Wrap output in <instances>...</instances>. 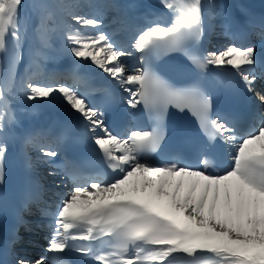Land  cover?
Listing matches in <instances>:
<instances>
[{"label":"snow or ice","instance_id":"6c2138e0","mask_svg":"<svg viewBox=\"0 0 264 264\" xmlns=\"http://www.w3.org/2000/svg\"><path fill=\"white\" fill-rule=\"evenodd\" d=\"M21 5L22 0H0V68L7 66L0 73V181L8 137L19 122L17 100L58 102L89 134L96 157L111 175L107 179L84 175L75 162L58 163L66 132L27 133L24 144L38 163L48 166L53 184L59 188L67 187L68 179L73 183L51 211L42 206V186L29 192L22 210L35 206L50 217L46 225L38 223L49 229L47 244L38 258H27L15 249L20 237L14 232L12 258L0 264H67L69 253L84 257L80 264H264V55L255 44L236 43L238 36L219 50L201 48L209 35L205 10L222 5L213 0H159L170 20L149 19L131 33L126 45L103 31L104 21L94 15L69 10L58 25L49 27L52 7L72 6L37 5L38 47L35 59L20 75L17 65L25 38ZM251 35L264 47V21ZM54 38L73 58L72 67L53 75L51 83L41 82L35 77L46 61L55 58L49 52ZM133 56L137 63L130 66L124 58ZM164 56L176 61L169 71H180L183 65L203 73L210 67L231 77L249 100L255 97L259 102V126L240 135L229 119L213 116L212 96L198 81L177 84L152 69V60ZM85 65L99 70L107 84L126 94L122 99L128 109L143 106L152 127L115 133L101 106L90 103L77 87L61 82L71 78L80 83L76 69ZM170 108L191 112L199 123L204 139L195 144V166L186 162L181 146L165 151L164 117ZM217 148L227 152L228 160L214 174L210 169L218 168ZM160 154L164 158L154 163V155ZM18 221L24 223L23 217Z\"/></svg>","mask_w":264,"mask_h":264},{"label":"bare ground","instance_id":"6f19581e","mask_svg":"<svg viewBox=\"0 0 264 264\" xmlns=\"http://www.w3.org/2000/svg\"><path fill=\"white\" fill-rule=\"evenodd\" d=\"M79 1L83 2L85 5L83 6ZM215 1L216 0H213V2ZM64 5L72 6L70 9L64 8L65 14H67L69 10L73 13L78 14L79 11L85 10L88 12V15H94L102 19L103 17L107 16L109 12L114 13L116 17L112 16V18L108 20L111 22V24L104 30L110 36H113V38L118 42L125 45L128 43L131 37V33L139 28L146 26L149 19L160 17L164 21L170 20V16L166 13V11L161 9L159 0H76L74 2L69 1L68 4L64 3ZM78 6L79 9L78 11H76ZM244 6H246L247 8ZM222 7L223 11L221 12H218V9L212 11H209L207 9L205 10V27L209 29V35L219 32L223 37V41L214 45H210L208 42L209 35H207L203 42V49L205 51H215L224 48L225 43L228 44L233 41L230 34L231 31L239 32L240 28L243 27L242 29L245 30L247 37L251 39V43L256 45L257 52H263L264 47H262L259 39H257L258 37L255 35H251V33L259 31L256 28V25H259L261 21H264V15H256V11L264 9V0H224V4ZM253 11L255 12V14ZM212 12L218 14H212ZM217 15L219 17L218 19H216ZM254 15L257 16V18H254ZM235 16L245 18L244 25H242L241 27L239 26L240 28L233 22ZM222 25H224V27H222ZM61 50L63 52H61L62 54H52L55 58L46 61L41 66L42 69L38 70V72H41L43 75V77L41 78V82H52L51 77L53 75L65 73L72 67L73 58L69 53H66L63 50L62 46ZM59 60L66 61L64 64H61L59 63ZM126 62L130 66L136 64L135 60ZM27 68L28 66H26L22 70L23 74L25 73V70ZM6 71V65L0 68V73ZM76 72L81 79L80 83L74 82L71 78L67 79L66 81L62 80L61 82H66L72 87H77L79 91L88 99L91 95H93L91 91H94L95 85L100 86L102 87L101 92H113L122 107L131 112V109L127 108L122 99V97H124L126 94L118 88H114L111 85L107 84V82L103 78V74L100 73L99 70H91L87 65H85L84 68L77 67ZM36 78L37 77H35V79ZM89 81H92V85H89ZM87 89L89 91H87ZM257 91H260L259 84L257 85ZM99 92L100 91H98L97 93ZM252 101H255V97L252 98ZM89 102L95 105V103L91 100H89ZM258 103V101H255V104L258 105ZM14 108L16 110V115L19 122L14 131L9 135L7 141L8 153L4 161L3 179L2 181H0V193L2 195L5 194L4 191L9 186L10 176H15L18 180L29 182L34 180H43L45 183H47V185L52 182V178L47 176L46 171L48 166L43 165L42 169H37V166L40 163L36 161L35 153L32 151V149L24 144V136L27 133L33 131L50 132L47 130V125L52 122L54 117H62L63 119L72 122L69 119L68 113L63 111L58 102L49 103L42 100L27 102L17 100L14 104ZM260 123L261 121L259 120L257 115V120L254 124L253 129L255 127H258ZM73 125L75 126L77 132L80 130L79 132L83 136L84 141L87 142L91 147H93L90 140L88 139L89 134L85 133L81 128H79L78 125L74 123ZM222 154L227 162L228 154L223 148ZM29 164H31V166H29ZM70 181L71 179L65 181V184L69 189V186H72L73 183H71ZM62 187L65 186L63 185ZM57 191L58 190L56 188L49 189L47 191L49 196L46 195L48 202L47 204H43L42 206L48 208L50 204L54 203L55 198H52L50 195L55 194ZM48 210L51 211L52 208H48ZM32 212V214L30 212V214L25 217L26 220L30 222L26 226V228L30 230L32 234L22 233L21 237L23 241L30 244H28L29 248L27 247L29 249L28 251L20 253L27 258L33 257L31 256L32 254H42L41 252L35 251L38 248L34 247V244H36L38 239H41L43 240L44 245H46L47 240L45 239V236L49 232V229L47 227H38V223L46 225L50 217L42 216L41 213L36 209ZM17 248H20V246Z\"/></svg>","mask_w":264,"mask_h":264},{"label":"rangeland","instance_id":"374dc122","mask_svg":"<svg viewBox=\"0 0 264 264\" xmlns=\"http://www.w3.org/2000/svg\"><path fill=\"white\" fill-rule=\"evenodd\" d=\"M69 1L74 2L76 0H22V5H21V8H20L19 20H20L21 30H22V33L24 34L25 38L22 40L21 46H20L21 50H22V60L17 65V72L19 74L22 75L23 74L22 70L26 66L29 67V63L33 59H35L34 53H35V51H36V49L38 47V40H37L36 33L34 31L35 27L39 23V12H38V9H37L36 6L40 5V4H49V5H53V6H55V5H64V3L68 4ZM79 2L83 6L85 5L83 2H81V1H79ZM214 3H217V4L223 6L224 0H216ZM78 9H79V6L77 7L76 11H78ZM218 10H219L218 12L223 11V7L219 8ZM50 12H51V16H50L49 21H48V26L49 27H52L54 25H58L61 22L62 18H66L67 17V14L64 13L65 12L64 8L52 7L50 9ZM79 14H88V12L85 11V10L84 11H79ZM112 16L116 17V15L114 13H110L109 12L107 16L102 18V20L104 21V27L102 29L103 31H105L104 29L106 27H109V25L111 24V22L108 21V20L110 18H112ZM218 18L219 17L217 15L216 19H218ZM215 21H220V20H215ZM222 41H223V37H222V35L219 32L210 34L208 36V42H209L210 45H214V44H217V43L222 42ZM50 43L52 45V48L49 49V52L51 54L59 55V54L63 53L62 50H61L62 44H61V42H60V40L58 38L52 39L50 41ZM228 44H230V43H228ZM228 44L225 43V46L228 45ZM124 59L126 61H133L135 59V57L133 56V57L124 58ZM65 61L66 60H59V63L64 64ZM41 69L42 68L40 67L39 70H41ZM36 70L37 69L35 68V65H33V71H36ZM38 74L41 75V76H39V75L36 76L37 77L36 80L41 81V78L43 77V75H42L41 72H38ZM50 82L51 81H49V83ZM42 167H43V164H38L37 169L40 170V169H42ZM44 186L46 187V195H48V196H49V194L47 193V191L49 189L56 188L58 190L55 194L50 195L52 198H55V202L50 204L49 207H48V208H52V209L55 207V204L59 201L60 197L70 190L67 187L66 188L62 187L63 185H61L59 188H57L53 184V182H50V184H48V185H47V183L44 182ZM69 187L71 188V186H69ZM29 233L32 234V232H29ZM28 244L29 243H26L25 241H21L20 242V249H24V252L28 251L29 250L28 248H29V245H30V244L29 245ZM45 246L46 245H44V242L41 239H38L36 244H34V247L38 248L35 251L36 252H41V253H43ZM31 256H33V257H31V259H35V258H38L40 255L32 254Z\"/></svg>","mask_w":264,"mask_h":264}]
</instances>
